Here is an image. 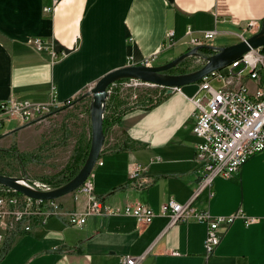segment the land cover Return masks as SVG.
<instances>
[{
    "label": "crops",
    "instance_id": "crops-1",
    "mask_svg": "<svg viewBox=\"0 0 264 264\" xmlns=\"http://www.w3.org/2000/svg\"><path fill=\"white\" fill-rule=\"evenodd\" d=\"M263 19L264 0H0V102L10 97L32 102L72 98L70 106L49 115L58 117L87 98L88 89L111 69L151 55L153 65L160 64L185 51L187 26L197 35L215 30L204 44L222 46L231 44L219 42L224 36H236L237 42L241 34L257 31ZM248 22H255L254 31L244 29ZM168 31L171 46L165 39ZM34 38L47 49L36 50ZM241 82L252 91L264 83V71L258 81ZM154 86L152 103L146 97L125 106L112 91L105 100L103 117L106 122L116 119L106 128L92 181L94 193L112 212L89 214L81 226L57 215L27 231L18 227L5 232L0 264H122L127 255L140 256L135 264H264V150L230 177L215 176L212 195L203 190L192 202L212 215L240 209L257 221L236 217L219 228L220 240L207 258L203 222L189 219L167 226L162 206L169 198L186 202L202 168L193 158L198 141L191 131L193 104L179 89L167 92ZM46 116L27 124L13 118L15 127H6L13 119L4 121L0 148L15 141L23 151L31 150L42 137L37 123ZM133 163L144 167L136 182L128 179ZM57 199L64 211L85 207V196L74 191ZM134 201L153 210L148 223L116 212Z\"/></svg>",
    "mask_w": 264,
    "mask_h": 264
},
{
    "label": "built area",
    "instance_id": "built-area-1",
    "mask_svg": "<svg viewBox=\"0 0 264 264\" xmlns=\"http://www.w3.org/2000/svg\"><path fill=\"white\" fill-rule=\"evenodd\" d=\"M255 26V22H248L244 29L252 32ZM214 34L215 30H202L197 35L187 26L184 32L186 37L182 42L187 48H191L203 45L204 41L212 38ZM171 36L172 31H168L165 36L167 46L174 43ZM243 38L245 37L241 34L240 39ZM32 44L36 50L47 49L39 38H34ZM49 53L51 59L57 57L54 50L51 49ZM154 59V55L147 56L138 64L153 65ZM222 68L225 70L224 74L221 69H215L202 76L196 92L188 96L194 106L191 131L198 138L194 145L193 158L202 168L196 186L186 202L180 203L169 198L161 210V213L168 217L167 226L189 219L205 224L203 246L206 258L220 240L219 228L227 226L236 217L243 218L245 223L257 221L258 217L245 216L240 209L227 215H212L206 208H195L192 202L203 190H207L208 196L212 195L211 184L215 176L230 177L251 155L264 150V83L258 82L250 91L241 82L243 78L259 80L261 72L264 71V45L250 48ZM129 80L126 84L130 86L151 85L134 78ZM212 80H219L221 84H213ZM236 82L237 85L231 86ZM107 90L110 93L111 85ZM71 104L72 98L62 102H56L54 99L32 102L10 97L0 102V126L4 121L13 118L26 124L39 122L56 108ZM98 162L100 163L99 159L95 161ZM143 170L144 167L139 163H133L128 170L129 181H139ZM20 177L22 184L34 190L48 191L58 186L43 178L24 175ZM92 180L93 171L74 190L76 194L85 196V207L81 211H64L57 198H35L0 184V241L3 240L5 232L18 227L24 231L30 230L33 225L43 224L49 216H62L67 224L81 226L89 214L112 212L94 193ZM116 212L134 216L140 223H148L155 215L148 205L138 201L125 202ZM171 253L177 254V251ZM138 258L140 256H124L122 264H135Z\"/></svg>",
    "mask_w": 264,
    "mask_h": 264
},
{
    "label": "water",
    "instance_id": "water-1",
    "mask_svg": "<svg viewBox=\"0 0 264 264\" xmlns=\"http://www.w3.org/2000/svg\"><path fill=\"white\" fill-rule=\"evenodd\" d=\"M264 45V25L250 35L235 43L222 46L209 44L195 45L187 48L177 56L160 64L142 65L129 64L111 69L100 76L90 88L89 101L90 141L87 154L77 172L66 182L48 191L34 190L22 184L21 177L0 173V184L15 189L28 196L42 199L58 198L74 191L92 171L95 161L99 157L104 140L102 128L105 100L109 95L107 88L120 79L134 78L153 85L166 88L169 92L173 87H178L187 96L193 95L198 89V81L210 71L220 69L233 59L239 57L250 48ZM203 48L213 50L210 54L201 52ZM193 56L201 59L202 63L195 69L185 72H170L183 59Z\"/></svg>",
    "mask_w": 264,
    "mask_h": 264
},
{
    "label": "rangeland",
    "instance_id": "rangeland-1",
    "mask_svg": "<svg viewBox=\"0 0 264 264\" xmlns=\"http://www.w3.org/2000/svg\"><path fill=\"white\" fill-rule=\"evenodd\" d=\"M245 35V34H244ZM248 36V34L246 33ZM236 36H224L222 41L227 43H235ZM202 61L193 56H189L184 60L182 67L186 70H192L200 66ZM175 70V69H174ZM129 79H125L118 84H111L112 94L116 98L123 101L125 106L133 105L141 98H153L157 93L154 85H127ZM213 84L218 82L212 80ZM90 89L89 97L80 98L75 105L60 116H46V120L37 123L41 126L42 137L40 142L29 151H23L18 147L15 141H12L6 149L11 145L15 146L20 153H28L31 155L23 162L19 161L12 154L0 153V173L26 176L32 178H43L57 176L67 166L69 160L79 149L87 150L90 141V119H89V101L91 99ZM135 94L136 97H133ZM136 100V101H135ZM135 102V103H134ZM47 115V114H46ZM16 121L13 119L6 123V127H15ZM37 125V126H38ZM27 154V155H28ZM94 171V170H93ZM48 180V179H47Z\"/></svg>",
    "mask_w": 264,
    "mask_h": 264
},
{
    "label": "trees",
    "instance_id": "trees-1",
    "mask_svg": "<svg viewBox=\"0 0 264 264\" xmlns=\"http://www.w3.org/2000/svg\"><path fill=\"white\" fill-rule=\"evenodd\" d=\"M261 24L264 25V19L261 21ZM202 53L204 54H210L212 53V51L210 49H202L201 50ZM188 58V57H187ZM187 58L183 59L176 67H173L172 69H170V72H185L186 70L182 67V64L184 62V60H186ZM175 69V70H174ZM125 79H120L116 82H121ZM150 101V103H152L151 98L148 100ZM118 116V115H117ZM115 118H111L109 122H106L105 118L103 117V123H102V128H103V132L104 134L106 133V128L113 122L115 121ZM88 147H89V143H88ZM88 150V149H87ZM87 150H83L79 149L78 151H76L75 155H73L71 157V159L69 160L67 166L60 172V174H58L57 176H53V177H49L47 178L48 180L54 182L56 185H60L64 182H66L67 180H69L79 169V167L81 166L86 154H87ZM0 153L2 154H12L13 156H15V158L19 161V163L23 164L24 161H26L30 154H26V153H20L16 150L15 146H10L9 148H0Z\"/></svg>",
    "mask_w": 264,
    "mask_h": 264
}]
</instances>
